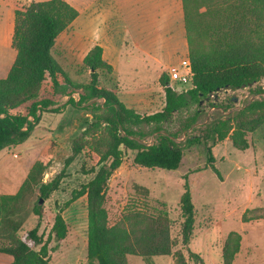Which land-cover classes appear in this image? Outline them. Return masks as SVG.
Here are the masks:
<instances>
[{
  "label": "trees",
  "instance_id": "obj_1",
  "mask_svg": "<svg viewBox=\"0 0 264 264\" xmlns=\"http://www.w3.org/2000/svg\"><path fill=\"white\" fill-rule=\"evenodd\" d=\"M182 4L192 86L179 91L169 76L162 74L165 102L152 114L129 108L115 90L103 84L101 74H112L114 69L103 58L99 45L93 46L83 60L90 71L89 82L75 84L69 80L53 49L57 37L79 15L74 6L66 0L32 1L15 11L11 47L16 54L7 76L0 79V152L29 140L43 113H60L67 105L88 110L91 123L72 141L71 154L53 179L43 181L46 165L37 161L16 194H0V254L12 257L8 264H51V252L68 234L62 211L81 197L86 198L88 264H128V255L138 256L146 264H153L157 256H173L175 264H203L202 257L189 249L196 210L187 182L180 198V234L187 256L182 249L175 250L171 220L165 214L136 205L111 224L105 206L108 182L123 163V149L135 152L133 163L142 168L176 170L184 150L203 143L209 168L221 177L213 148L229 139L234 148L245 151L250 146L248 134L264 125V97L260 96L232 115L209 122L199 134H188L196 128L204 106H216L218 92L248 88L255 95L264 94L258 86L264 79V0H182ZM60 78L79 90V98L69 96L62 107H55L50 97L41 94L48 80L53 93H65ZM27 104L25 111H20ZM184 112L190 114L181 121L180 128L166 131L164 126ZM182 134L183 142L178 141ZM148 138H153V143H147ZM86 148L98 157L95 167L86 172L93 176L71 192L44 240L39 234L43 202L58 190L66 168ZM134 188L143 196L149 195L147 187ZM35 191L32 213L38 223L27 232L30 244L20 231L26 220L25 204ZM260 209H247L242 221L264 220ZM51 241L55 246H49ZM241 241L240 233L228 234L222 249L223 264L234 262Z\"/></svg>",
  "mask_w": 264,
  "mask_h": 264
},
{
  "label": "rangeland",
  "instance_id": "obj_2",
  "mask_svg": "<svg viewBox=\"0 0 264 264\" xmlns=\"http://www.w3.org/2000/svg\"><path fill=\"white\" fill-rule=\"evenodd\" d=\"M32 1L44 0H0V79L7 76L16 54L11 47L15 11L26 7ZM76 19L57 37L53 55L72 83L83 84L90 80V71L83 60L95 36L84 31L83 27L79 28ZM126 41L129 42V38ZM182 55L183 53L175 54L171 58L173 63L178 62ZM139 68L137 74L130 73L128 68L119 72L125 86L123 79L133 75L136 82L130 87L140 84L139 82H146L140 92L135 91L134 95L129 88L120 86L114 72L102 73L101 79L106 87L115 90L128 107L134 104L144 106L138 113L152 114L160 111L165 102L160 76L166 74V69L148 76L149 70L142 72ZM60 80L65 93H53L48 80L41 94V97H50L56 103L55 107H62L69 96L79 98V90L72 89L62 78ZM174 86L180 88L176 84ZM258 86L264 89V79ZM260 96L264 97V94L255 95L248 88L218 92L215 95L217 100H214L216 106L206 104L199 122L195 125L196 128L188 134H199L209 122L232 115ZM27 106L28 104L21 107L20 111L24 112ZM189 114L184 112L176 116L170 124L164 126L165 130L177 131L181 121ZM90 123L91 115L88 110L75 109L70 105L65 106L60 113H43L29 140L0 152V194H16L37 161L46 165L43 181L53 179L62 171L65 160L71 154L72 141L82 134ZM247 138L250 146L245 151L234 148L229 139L213 148L215 166L221 177L209 168L203 143L185 149L181 165L176 170L142 168L133 163L135 152L123 149V163L111 176L106 192L105 206L110 223L117 222L124 211L136 205L149 208L152 212L163 213L171 220L170 233L177 244L175 250L182 249L187 256L180 234V198L187 182L196 210V222L189 249L202 257L203 264H223V245L232 231L242 236L240 251L232 264H264V220L248 223L242 221L247 209L261 208L259 213H264V125L248 134ZM184 139L185 135L182 134L178 141L183 142ZM153 141V138L146 139L147 143ZM97 161L98 157L92 151L84 149L66 168V176L58 190L43 202L39 234L44 236V240L56 213L70 199L71 192L92 178L93 174L86 172L95 167ZM135 185L147 187L149 195L138 193ZM36 198L37 191L25 204L26 220L20 231L22 238L30 244L27 232L38 223V217L32 213ZM62 214L69 227L68 234L56 251L51 252V264H88L86 198H79L64 209ZM250 215L251 213L247 214ZM49 246H55V242L51 241ZM127 262L146 264L142 258L134 255H128ZM153 262L175 264L173 256H157ZM0 264H6L4 258L0 257Z\"/></svg>",
  "mask_w": 264,
  "mask_h": 264
},
{
  "label": "crops",
  "instance_id": "obj_3",
  "mask_svg": "<svg viewBox=\"0 0 264 264\" xmlns=\"http://www.w3.org/2000/svg\"><path fill=\"white\" fill-rule=\"evenodd\" d=\"M66 1L79 12L76 19L79 28L83 27L84 31L95 36L85 56L93 46H101L103 58L112 65L120 86L129 88L133 95L139 93L146 82L130 87L136 82L133 75L123 79L125 86L119 76L121 69L128 68L130 73L137 74L140 67L142 72L149 70L148 76L166 69L167 74L170 67L188 59L182 0ZM177 53L183 55L173 63L171 58ZM119 99L124 102L120 96ZM129 108L139 112L144 106L134 104ZM0 257L5 259L6 264L12 261L9 255L0 254Z\"/></svg>",
  "mask_w": 264,
  "mask_h": 264
},
{
  "label": "built area",
  "instance_id": "obj_4",
  "mask_svg": "<svg viewBox=\"0 0 264 264\" xmlns=\"http://www.w3.org/2000/svg\"><path fill=\"white\" fill-rule=\"evenodd\" d=\"M167 75L172 85L176 84L180 86V88H183H179L180 91L189 89L192 86V71L189 57L183 60L180 65L170 67Z\"/></svg>",
  "mask_w": 264,
  "mask_h": 264
},
{
  "label": "bare ground",
  "instance_id": "obj_5",
  "mask_svg": "<svg viewBox=\"0 0 264 264\" xmlns=\"http://www.w3.org/2000/svg\"><path fill=\"white\" fill-rule=\"evenodd\" d=\"M8 24V23H7Z\"/></svg>",
  "mask_w": 264,
  "mask_h": 264
}]
</instances>
